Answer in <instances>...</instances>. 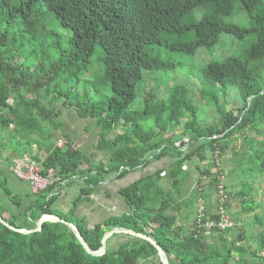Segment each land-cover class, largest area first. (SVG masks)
<instances>
[{"label": "trees", "instance_id": "obj_1", "mask_svg": "<svg viewBox=\"0 0 264 264\" xmlns=\"http://www.w3.org/2000/svg\"><path fill=\"white\" fill-rule=\"evenodd\" d=\"M237 2L248 19L245 27L233 21ZM196 8L203 12L198 21L191 19ZM60 27L66 34L59 32ZM171 35L179 40L169 48L188 55L201 49L213 52L225 35L250 40L239 53L214 58L196 73L190 72L198 74L200 98L218 114L215 123L199 120L198 107L182 85L173 86L168 97L146 103L137 119L128 112L143 70L166 72L175 67L147 53L151 45L161 44L164 36ZM96 46L103 50L104 70L103 76L92 81L93 89L99 94L101 84L106 85L110 95L105 105L89 101L83 107L72 101L70 93L75 86L64 87L88 68ZM229 89H236L242 97L236 114L221 103L220 95ZM59 101L82 118L96 119L101 129L98 147L108 155L107 162L93 165L82 151L66 143L63 148L51 145L39 161L42 174L53 169L60 182L85 175V188L74 200V207L89 197L105 176L123 175L151 158L171 153L176 158L172 170L178 174H183L186 162L209 160V166L200 171L195 190L203 192L195 201L203 199L207 215L214 217L207 201L215 195L222 168L213 171L208 152L219 148L222 159L228 151L226 141L240 134L247 145L243 158L249 153L248 171L255 169L256 179L264 178V127H258V121L264 123V0H0V135L11 130V138L22 133L30 136L50 115L55 116L51 111ZM150 120L153 127L144 131L141 124ZM178 128L182 129L181 139L175 136ZM119 130L122 132L114 139H108ZM18 145L23 144L18 141ZM26 146H32L30 140ZM25 147L15 151L17 157L28 156ZM84 165L87 169L81 170ZM155 184L148 179L122 189L120 195L131 213L92 228L75 221L72 213H55L52 205L56 197L44 196L50 192L46 190L26 205L11 191H3L19 212H9L0 201V217L14 228L33 230L42 216H58L76 226L94 252L100 249L104 233L125 228L151 237L169 264H256L257 260L264 264V257L259 256L264 252V219L255 216L262 228L256 249L246 243L235 222L234 228L214 233L198 232L196 217L193 225L179 226L176 215L165 212L169 200L159 196L163 191H150ZM225 190L228 210L241 205L245 214L253 213L257 204L254 186L247 190L244 185L234 187L235 193ZM231 197L239 203H231ZM157 260L152 245L132 237L116 251L93 257L64 224L45 222L39 231L22 234L0 223V264H155Z\"/></svg>", "mask_w": 264, "mask_h": 264}, {"label": "crops", "instance_id": "obj_2", "mask_svg": "<svg viewBox=\"0 0 264 264\" xmlns=\"http://www.w3.org/2000/svg\"><path fill=\"white\" fill-rule=\"evenodd\" d=\"M40 97L42 98V94H40ZM42 102L48 103V99H43ZM57 104L58 110L54 107L51 111L55 116L50 115L49 117L51 118L48 117L47 121L42 123L41 127L36 132L30 134V136L27 133H22L20 136L11 138V130H7L0 135V143L2 142L4 145H1L2 153L0 154V201L9 212L17 213L19 210L11 206L9 199L2 191V184L8 188V191H11L22 199L25 205L29 199L36 198V195L31 191L30 183L16 178L12 169V159L18 156L15 151L18 148L20 150L24 148L27 140H30L32 143L30 148L25 147L29 151L28 157H31L33 160L34 158L32 157H36L38 160L34 161L39 167V161L45 156L48 148L51 145L56 147V143L60 138L65 139V142L72 148L82 151L93 165L105 163L108 160V155L103 153L98 147L101 129L97 125V122L92 118L80 117L76 110L73 108L68 110L67 105H63L60 101L56 102L53 106ZM90 125L92 128L88 129ZM10 129L13 130V127H10ZM121 132L120 130L114 131L108 136V139H114L117 133L120 134ZM10 138L11 141L9 143ZM47 140L51 142L49 143ZM18 141L23 145L19 146ZM5 151H8L7 155ZM9 156H11L10 160ZM175 161L176 158L169 153L161 157L151 158L146 164L132 171H127L123 175L116 173L109 174L105 176L99 185L93 188V192L89 197H85L75 207L73 205L74 200L80 195L81 189L85 188V175H76L70 180L62 182L58 179L54 185L46 190L50 192L45 193L44 196L49 198L54 195L56 197V201L52 205L55 213L62 215L72 213L75 221L82 222L88 228H92L110 218L130 214L131 208L123 201L120 191L131 184L150 179L156 183L150 191H163L159 196L168 198L169 200V206L165 212L176 215L177 225L189 227L193 225L196 217L198 202L195 201V197L203 192L195 190L198 185L200 171L203 169V166H209V160L203 162L195 160L184 163L183 176L186 187L183 188H180V176L182 174H178L177 171L172 170ZM86 169V165L81 167V170ZM42 196L38 198H42ZM190 196H194V203L192 207L188 208L186 202ZM211 201L213 202L212 204H210V201L207 202L209 209H211V214H213L216 208L214 194H212ZM191 213L193 214V218L191 217ZM130 240L131 237L127 235H113L106 242V251H116L121 245L128 243Z\"/></svg>", "mask_w": 264, "mask_h": 264}, {"label": "rangeland", "instance_id": "obj_3", "mask_svg": "<svg viewBox=\"0 0 264 264\" xmlns=\"http://www.w3.org/2000/svg\"><path fill=\"white\" fill-rule=\"evenodd\" d=\"M202 15V8H196L192 12L191 19L198 21ZM227 20L229 21V19ZM233 21L240 27H245L248 24L247 16L243 11H241L239 2L236 3L234 8ZM59 32L63 35L65 30L60 27ZM177 40H179V38L176 35L164 36L161 44L151 45L149 47L147 53L151 58L163 62H170L174 64L175 67L169 68L166 72L142 71L143 79L136 87V98L128 107V112L132 114L133 120L138 118L139 115L137 113L143 112L146 103H155L160 98L168 97L170 89L173 86L182 85L185 89H187L190 96L193 98L194 104L198 107L199 120L203 122L215 123L218 114L213 107L207 104L205 99L200 98V82L198 74L193 75L194 73L191 74L190 72L194 71L196 73L198 69L207 65L214 58H224L230 54L239 53L249 45L250 40H235L233 37L225 35L223 42L218 45L213 52L207 49H201L193 55L171 50L169 45ZM62 41L64 47L67 48V38L63 37ZM103 54L104 53L101 47L96 46L88 68L64 87V89H66L67 87L75 86L72 93H70L73 97L72 101L74 103L80 102V105L83 107L87 105V102L89 101L103 102V105H105L106 97L110 95L109 87L101 84L99 87L100 92L97 94L92 85V81L94 79L103 76ZM58 56L59 54H55V57ZM89 97L91 100L88 99ZM220 99L226 110H230L235 114L243 104L242 97L236 89H229L226 93L220 95ZM54 107L57 108V110L59 108L58 104ZM67 109H71V106L67 105ZM93 120L96 121V119ZM141 127L144 131L149 130L153 127L152 120L143 122ZM258 127H264V123L258 121ZM91 128V125L88 126V129ZM181 132V128L176 130L175 136L177 139H181ZM53 133H55V131H53ZM237 136H235L234 139L230 138L226 141V143H228V151L221 159V173L224 176V186L227 188L228 192L231 191V193H235L234 187L238 186L242 188L244 185L245 190H247L250 185L254 186L253 193L257 204L254 206L253 213L245 214L241 205H234L229 209V215L237 224L236 230H243L246 243H248L252 249H256L257 240L262 232V228L256 223L255 216H259L261 219H264V178L256 179L257 172L255 169L251 172L248 171L251 167L249 153L243 158L247 145L243 143L242 135L239 134ZM251 136L252 135L247 133V137ZM48 142L50 143L51 141L49 140ZM1 153L2 149L0 147V154ZM7 153L8 151H5L6 155ZM208 155V157L211 158V152H208ZM183 175L184 173L180 177L184 180ZM1 187L2 191H8V188L5 185H1ZM183 187H186V183L180 180V188ZM230 200L231 203H239V201L235 200L233 197H231ZM193 203L194 196H190L186 205L189 208V206L192 207ZM212 203L213 202L210 201V204ZM191 217L193 218L192 213ZM259 256L264 257V252L260 253ZM155 264H160L159 260L155 261ZM256 264H261V261L257 260Z\"/></svg>", "mask_w": 264, "mask_h": 264}, {"label": "built area", "instance_id": "obj_4", "mask_svg": "<svg viewBox=\"0 0 264 264\" xmlns=\"http://www.w3.org/2000/svg\"><path fill=\"white\" fill-rule=\"evenodd\" d=\"M65 145L66 142L63 138H60L56 143V147L58 148H63ZM187 148L188 147L184 150ZM211 161L212 164L215 165L213 171H220L221 159L219 148H216L212 153ZM12 169L16 178L30 183L31 191L35 195L47 190L58 180L53 169H49L45 174H42L41 168L38 164L28 156L14 158ZM217 182L218 183L215 186L216 208L213 213L214 217H209L207 215L206 202L203 199H199L198 201L196 212V227L198 232L206 230L209 233H214L226 231L227 229L235 227V223L229 215V210L226 207L229 197L225 190L224 176L221 171L217 176Z\"/></svg>", "mask_w": 264, "mask_h": 264}, {"label": "water", "instance_id": "obj_5", "mask_svg": "<svg viewBox=\"0 0 264 264\" xmlns=\"http://www.w3.org/2000/svg\"><path fill=\"white\" fill-rule=\"evenodd\" d=\"M45 222L61 223V224L66 225L71 230V232L74 234L77 241L80 243V245L85 250V252L87 254H89L90 256L99 257V256L104 255L106 253V242L108 241V239H110L113 235L123 234V235L130 236L132 238H135L137 240L149 243L157 251V255H158V259H159L160 264H169V261L167 259L166 254L164 253V251L158 246V244L151 237H149L148 235H145V234L137 233V232L130 230V229L114 228V229L110 230L109 232L104 233L102 240H101L100 249L98 251L94 252V251L90 250V248L88 247L87 243L85 242L84 238L80 234L77 227L74 226L73 224L65 221L64 219L58 217V216H50V215L42 216L37 221L36 227L33 230L14 228V227L10 226L8 223H6L0 217V223L1 224H3L4 226L8 227L9 229H11L15 232L22 233V234H30V233L39 231L42 228L43 223H45Z\"/></svg>", "mask_w": 264, "mask_h": 264}]
</instances>
